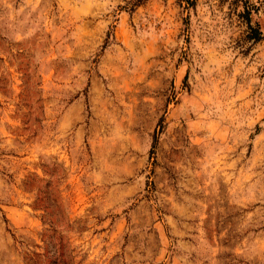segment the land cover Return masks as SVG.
Instances as JSON below:
<instances>
[{
  "label": "rangeland",
  "instance_id": "rangeland-1",
  "mask_svg": "<svg viewBox=\"0 0 264 264\" xmlns=\"http://www.w3.org/2000/svg\"><path fill=\"white\" fill-rule=\"evenodd\" d=\"M190 2L0 0V264H264V0Z\"/></svg>",
  "mask_w": 264,
  "mask_h": 264
},
{
  "label": "trees",
  "instance_id": "trees-1",
  "mask_svg": "<svg viewBox=\"0 0 264 264\" xmlns=\"http://www.w3.org/2000/svg\"><path fill=\"white\" fill-rule=\"evenodd\" d=\"M144 1H146V0H135V4H134V6H139V5H141ZM182 1H185V2H187V4H190V5H191L190 0H181V2H182ZM191 6H192V5H191ZM249 14H250V13L246 11L247 21H248V24H249V26H250ZM261 37H262L261 33L257 30V35H256V37H253L252 39H254L255 41L259 42L260 39H261Z\"/></svg>",
  "mask_w": 264,
  "mask_h": 264
}]
</instances>
